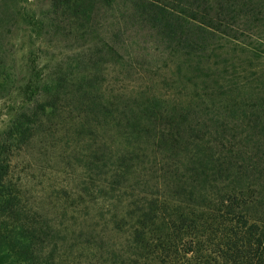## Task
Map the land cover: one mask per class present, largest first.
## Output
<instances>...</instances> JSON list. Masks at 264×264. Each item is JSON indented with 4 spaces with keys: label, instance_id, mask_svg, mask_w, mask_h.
<instances>
[{
    "label": "trees",
    "instance_id": "1",
    "mask_svg": "<svg viewBox=\"0 0 264 264\" xmlns=\"http://www.w3.org/2000/svg\"><path fill=\"white\" fill-rule=\"evenodd\" d=\"M101 2L125 26L153 36L161 60L176 67V81L162 83L164 92H116L108 110L94 97L96 78L81 74L66 92L65 79L47 76L42 90L50 99L44 117L62 113L74 121L98 109L114 127L124 121L131 145H146L113 155L109 171V189L121 196L138 169L152 177H135L140 189L131 187L125 215L111 217L114 231H128L122 264H264V220L252 215L257 190L244 177L255 171L264 178V0H77L80 17ZM114 38L115 46L103 43L98 53L120 66ZM237 126L238 136H258L257 156L251 161L241 150L238 180L245 182L219 189L223 155L215 157L200 136H233ZM9 142L0 141V264H33L34 248L53 239L54 227L28 205L20 179L11 182L16 148Z\"/></svg>",
    "mask_w": 264,
    "mask_h": 264
},
{
    "label": "rangeland",
    "instance_id": "2",
    "mask_svg": "<svg viewBox=\"0 0 264 264\" xmlns=\"http://www.w3.org/2000/svg\"><path fill=\"white\" fill-rule=\"evenodd\" d=\"M100 4L82 19L77 0H0V141L13 140L9 143L16 148L8 162L11 182L20 179L28 205L54 227L53 239L34 248L33 264H122L128 231H114L111 217L125 215L131 187L140 189L135 177L152 178H144L143 169H138L127 181L131 187L124 196L109 189L115 154L146 146L131 145L123 120L114 127L98 109L75 122L62 113L54 120L42 114L48 112L45 104L50 100L42 93L47 76L65 79L66 92L81 74L96 78L94 97L107 110L116 92L125 96L164 92L162 83L170 87L176 81V67L161 60L157 40L122 24L112 5ZM114 34L123 56L120 66L113 65L107 53H98L103 43L115 46ZM170 77L171 81L163 80ZM38 91L41 97H36ZM233 133L200 136L209 142L215 157L223 155V178L215 187L238 190L250 176L258 201L251 212L264 220V178L250 171L242 176L244 181L238 180L243 162L239 152L243 150L253 161L258 136H238V126Z\"/></svg>",
    "mask_w": 264,
    "mask_h": 264
}]
</instances>
